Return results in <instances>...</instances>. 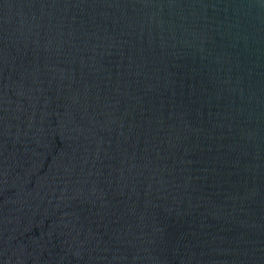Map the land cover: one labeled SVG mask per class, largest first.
Wrapping results in <instances>:
<instances>
[{
    "label": "water",
    "instance_id": "1",
    "mask_svg": "<svg viewBox=\"0 0 264 264\" xmlns=\"http://www.w3.org/2000/svg\"><path fill=\"white\" fill-rule=\"evenodd\" d=\"M0 264H264V0H0Z\"/></svg>",
    "mask_w": 264,
    "mask_h": 264
}]
</instances>
